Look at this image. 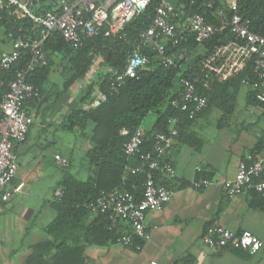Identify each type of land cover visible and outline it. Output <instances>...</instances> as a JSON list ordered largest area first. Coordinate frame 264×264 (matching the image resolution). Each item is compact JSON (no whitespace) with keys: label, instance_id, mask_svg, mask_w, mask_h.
<instances>
[{"label":"built area","instance_id":"1","mask_svg":"<svg viewBox=\"0 0 264 264\" xmlns=\"http://www.w3.org/2000/svg\"><path fill=\"white\" fill-rule=\"evenodd\" d=\"M153 0H0V18L5 16L13 25L6 37L10 47L0 52V68L11 70L22 56L28 55L23 68L15 69L14 78L0 100V188L2 198L11 196L9 185L18 170L15 147L24 142L34 117L26 101L36 94V88L27 81L38 66L47 64L45 42L51 34L58 32L72 47L79 48L89 38L114 36L125 24L144 11ZM194 2L191 1V4ZM215 22H208L199 12H182L171 0H157L149 26L140 33L138 44L129 52L122 70H115L109 78L111 86L124 84L127 78L135 77L149 62L147 51L158 54L161 62L169 66L173 59L166 54L167 47L194 39L202 44L216 33L224 30L231 35L223 44L215 47L203 61L201 87H209V79L225 80L241 74L240 82L250 87L257 100H264V37L254 33L249 21L237 12V0H202ZM92 68L87 72L91 71ZM0 77V88L4 84ZM75 84V83H74ZM180 87L169 103L189 118L194 117L207 104V97L198 91L196 81L187 77L179 79ZM72 87L70 90L72 91ZM106 99V94L96 87L91 105L96 106ZM165 132L153 135L151 148L142 155L143 164L131 169L132 173L147 169L143 198L137 200L126 190L102 191L88 204L89 213H107L111 225L118 222L128 225L130 232L121 242L139 251L149 238L146 216L150 209H161L171 198L173 190L162 182H156L154 172L160 178H175L176 171L166 155L178 134V119L167 120ZM120 134L127 135L122 128ZM145 136L141 126L136 127L122 145V152L132 156L139 152ZM60 166L68 160L54 155ZM200 168H196L199 171ZM210 183L208 178H194V188ZM228 197L249 191L264 195V147L256 152H247L239 161L234 176L221 182ZM60 196V190L55 191ZM203 244L211 251L231 247L257 252L260 239L249 231L233 232L214 223L205 227L201 235ZM203 254V252H201ZM147 264H163L151 259Z\"/></svg>","mask_w":264,"mask_h":264},{"label":"trees","instance_id":"2","mask_svg":"<svg viewBox=\"0 0 264 264\" xmlns=\"http://www.w3.org/2000/svg\"><path fill=\"white\" fill-rule=\"evenodd\" d=\"M156 1L153 0L142 13L131 18L119 34L89 38L79 48H72L61 34L54 32L45 42L47 64L36 67L26 76L27 81L36 88V94L26 101V106L37 116L51 108L63 93L69 92L74 83L85 79L94 63L97 66L93 74L95 77L92 75L87 81L77 105L64 116L59 126L85 136L87 131L90 132L93 146L85 153L90 173L85 180H79L69 172L62 174L58 182L60 196L50 203L55 217L43 228L50 238L27 246L28 251L20 264H89L85 255L86 246L119 242L125 234H129L130 229L121 221L112 226L107 213H98L85 224L89 214L88 204L100 192L112 189L129 191L137 200L143 198L147 169L135 173L131 169L143 164L142 155L150 150L153 135L167 131V120L171 117L178 119V134L174 139L199 150L203 141L192 130L197 118L217 109L220 111L218 124L221 125L232 114L238 89L244 86L240 82L241 74L225 80L212 77L208 88L201 87L203 61L215 47L231 37L226 30L216 33L202 44L189 39L177 46L169 45L166 54L173 59V64L169 66L161 62L158 54L147 51L149 62L146 67L135 77L127 78L124 84L110 85L111 74L123 69L127 55L139 42L140 33L149 26ZM191 1L194 3L191 4ZM201 1L176 0L174 4L182 12H199L208 22H215L205 6H199ZM237 12L249 21L254 33L264 37V0H237ZM12 25L5 16L0 18L5 38ZM28 60V55H25L11 70L0 68V77L5 79L0 88V100L14 78L15 69L25 67ZM54 72L61 78L60 90L50 87ZM181 77L195 80L198 91L207 97L206 106L192 118L169 103L178 92ZM96 87L106 94V99L92 106ZM245 87L248 90L246 105L264 108V100H257L250 87ZM149 112L155 114V119L150 128L144 129L145 136L139 152L126 156L122 152L123 143L136 127L141 126ZM122 128L128 130L127 135L120 134ZM263 147L259 140L246 152H256ZM210 174L203 166L196 171L195 178H210ZM154 177L156 182L169 185V180L166 177L161 179L159 173L154 172ZM253 194L255 198L259 195L254 191ZM255 204L264 206L262 202ZM137 242L143 244L139 240ZM24 249L17 247L9 254L16 255ZM191 260L185 255L175 264H192Z\"/></svg>","mask_w":264,"mask_h":264},{"label":"crops","instance_id":"3","mask_svg":"<svg viewBox=\"0 0 264 264\" xmlns=\"http://www.w3.org/2000/svg\"><path fill=\"white\" fill-rule=\"evenodd\" d=\"M6 41L10 47L7 37ZM241 88L244 89L242 109L235 110L236 98L230 117L221 125L218 124L219 118L216 122L217 130L222 134L211 137L202 133L201 122L210 112L197 118L192 126V130L203 141L199 150L174 139L166 155L176 171L175 178H167L173 194L161 209H150L147 212L146 226L149 238L143 242L141 249L136 251L121 241L108 245H88L85 248V255L89 264H147L151 259L159 260L163 264H175L185 255L191 257L192 264H264V206L255 204L264 203V195L258 193V197L255 198L253 191H249L228 197L221 185L224 179L234 176L238 163L247 153V149L259 140L264 146V108L248 107L246 105L248 90L245 86L239 87L237 97ZM69 91L71 92L70 89ZM71 109L64 110L63 107L60 111L52 110L51 117L61 113L58 118L62 120ZM45 112L37 116L44 120L47 114ZM30 113L36 117L34 111ZM231 123L233 126L229 125ZM259 124L262 126L259 127ZM32 127L33 125L28 130L24 142L16 145L17 155L29 149ZM55 154L68 160L67 166H60L55 161L58 167L66 169L70 166L71 158L68 155L54 152L53 159ZM203 166L211 173L208 178L210 183L199 189L194 188L191 182L195 178L196 168ZM18 181L16 173L9 185L11 196L7 199L2 198L3 189L0 188V264H20L28 251L27 246L48 240L50 237L43 228L56 214L47 223L38 224L33 207L27 205L18 207L15 199ZM57 189L58 185L55 191ZM57 197L54 192L51 202ZM94 216L89 213L85 224ZM214 223L233 232H251L260 239V249L255 253H249L241 249L224 247L211 252L203 244L201 235L208 224ZM17 247L25 249L16 255H10L9 252Z\"/></svg>","mask_w":264,"mask_h":264},{"label":"rangeland","instance_id":"4","mask_svg":"<svg viewBox=\"0 0 264 264\" xmlns=\"http://www.w3.org/2000/svg\"><path fill=\"white\" fill-rule=\"evenodd\" d=\"M8 48L3 28L0 27V50ZM91 68V71L86 76L87 79H82L73 84L71 92L63 93L58 100L53 102L52 107L46 111L47 114L44 116V120L38 116L34 117V124L28 142L29 149L27 152L17 155L19 181L15 194L16 205L18 207L22 205L33 207L37 214L36 222L38 224H45L54 216L55 211L51 207L50 202L64 172H70L79 180H85L89 175L90 166L85 153L93 146L89 138L90 132L87 131L85 136L77 132L63 130L59 127L61 120H59L58 116L61 113L52 117L51 114L52 110L60 111L63 107L64 110L71 109L73 105H77L87 81L90 80L97 69L96 64L94 63ZM50 87L52 90L61 89V78L56 72L51 77ZM243 106L244 89L241 88L235 110L242 109ZM219 113L218 110L214 109L202 120L201 126L204 135L214 137L222 134L216 127V122L220 116ZM154 119L155 114L149 112L144 117L141 127L144 129L150 128ZM229 125L233 126V123ZM259 125V127L262 126V124ZM54 152L68 155L71 158L70 166L66 169L58 167L53 159Z\"/></svg>","mask_w":264,"mask_h":264}]
</instances>
